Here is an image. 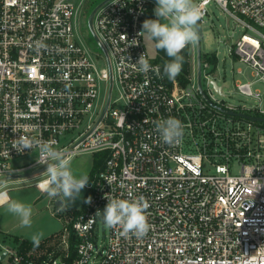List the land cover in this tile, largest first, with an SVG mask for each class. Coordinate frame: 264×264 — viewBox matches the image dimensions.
<instances>
[{
	"label": "built area",
	"instance_id": "built-area-1",
	"mask_svg": "<svg viewBox=\"0 0 264 264\" xmlns=\"http://www.w3.org/2000/svg\"><path fill=\"white\" fill-rule=\"evenodd\" d=\"M212 2L244 29L230 56L252 70L253 81L236 88L253 107H231L204 89L212 63L206 58L200 91L192 45L186 85L163 75L146 33L139 35L152 0H110L97 10L93 26L105 68L77 30L83 0H0V180L47 167L37 148L14 147L19 137L53 143L68 160L106 154L85 186L91 203L84 200L70 220L60 214L65 225L46 247H2L1 264H264V121L250 118L264 119V91L253 88L264 85V0H195L200 22ZM142 54L160 76L138 71ZM207 84L221 94L226 86ZM169 117L184 125L176 145L155 129ZM44 181L36 184L42 192ZM107 197H143L147 235L110 228L99 245L96 213Z\"/></svg>",
	"mask_w": 264,
	"mask_h": 264
},
{
	"label": "rangeland",
	"instance_id": "rangeland-1",
	"mask_svg": "<svg viewBox=\"0 0 264 264\" xmlns=\"http://www.w3.org/2000/svg\"><path fill=\"white\" fill-rule=\"evenodd\" d=\"M102 1L104 0H83V7L77 16L76 25L79 36L83 40L85 47L89 50L91 58L97 62L100 67L105 68L107 66L105 59H98L99 55L103 54V51L90 33L87 24L91 11L90 9H94ZM152 1L154 3L153 7L155 8L156 0ZM208 10L209 17L201 22L202 34L200 35V41L202 58L208 55L211 57L215 55L217 57V63L216 65L213 62L211 63V72L208 79L204 80V89L208 93H211L216 100H224L231 107H253L256 102L252 98L241 94L236 88L237 83L253 81L251 75L252 70L247 64L230 56L231 49L244 33V29L241 25H237L236 21L225 13L215 2H212L208 6ZM144 42L149 55L155 57L156 47L154 40L149 39L146 34ZM192 46H194L196 58V44ZM239 70L242 72L239 73ZM207 80H215L220 86L225 84L226 86L224 87L223 94L216 91L213 84L208 85ZM253 88H260L264 91V85H254ZM118 95L119 85L116 82L114 83L113 99L118 97ZM94 158L95 156L92 153L72 156L69 161L71 162L73 173L77 176L84 174L89 176L93 170ZM46 178L47 174L44 173L30 179H10L7 180L4 185H1L0 190L5 188L9 197L31 205L32 225L30 228L21 227L17 217L7 212L5 207H0V251L2 247H10L17 244L15 236L20 238L23 237L31 241V236L33 234L42 232V240H44L60 232L65 225L64 222L66 219L70 220L71 216H74L78 210L82 209L87 192L86 188L82 189L80 196L73 202L68 203L63 197H60L59 200L63 201V205L57 207L55 204L56 199L49 197L36 185L37 182L45 180ZM62 213L63 216H66L65 220L59 218ZM109 230L110 228L105 226L101 215L97 222L99 245H103L107 242Z\"/></svg>",
	"mask_w": 264,
	"mask_h": 264
},
{
	"label": "clouds",
	"instance_id": "clouds-1",
	"mask_svg": "<svg viewBox=\"0 0 264 264\" xmlns=\"http://www.w3.org/2000/svg\"><path fill=\"white\" fill-rule=\"evenodd\" d=\"M153 11L156 19L144 20L139 35L146 33L149 39L155 41L156 49L165 51L171 58L163 66V75L172 80L182 70L184 57L181 52L187 46L195 45L200 39L198 24L202 20L203 12L194 0H156ZM137 43L138 41L135 44ZM135 64L139 66L138 71L142 73L153 71L160 76L159 68L150 65L144 54ZM155 129L165 144L176 145L183 139L184 125L176 118L169 117L157 121ZM14 147L21 152L25 149L39 150L37 161L47 166L44 172L47 178L40 187L49 197L54 199L63 197L68 203L73 202L80 196L82 189L89 184L87 174L75 175L71 162L53 143L19 137ZM107 200L108 203L103 211L98 210L96 213V215H102L106 227L119 228L124 236L133 235L140 238L147 235L151 227L146 216L149 205L143 197L136 199L107 197ZM85 203H91V197H88ZM0 207H5L7 212L17 217L21 227H31V205L9 197ZM42 238L43 233L39 232L31 236V241L38 247Z\"/></svg>",
	"mask_w": 264,
	"mask_h": 264
},
{
	"label": "trees",
	"instance_id": "trees-1",
	"mask_svg": "<svg viewBox=\"0 0 264 264\" xmlns=\"http://www.w3.org/2000/svg\"><path fill=\"white\" fill-rule=\"evenodd\" d=\"M90 13L93 11V9H90ZM154 7L153 5H150L149 10L146 14L145 20L146 19H156L155 14H154ZM89 13V15H90ZM198 29H199V36L202 34L201 33V22H199L198 24ZM155 42V41H154ZM190 48L189 46H187L182 52L181 55L184 57V61H183V65H182V70L179 73V75L172 80H177L179 81V83H181L182 85H186L187 80H188V75L190 73V69H191V52H190ZM207 61H211L213 63H217V57L215 55L211 56H207L205 57ZM171 58H169L165 51L163 50H159L156 49V56H155V62L159 63L162 66V70H163V66L164 64L169 61ZM167 78V76H166ZM168 79V78H167ZM170 80V79H168ZM170 80V81H172ZM94 164H93V170L91 171V173L89 174V176H91L95 171L99 170L102 168L104 162H105V158H106V154L101 153V154H96L94 155ZM88 176V177H89ZM54 234L51 235L50 237L42 240L39 244V246L41 247H46L49 243H51V241L53 240ZM15 240L17 242V244L21 245V248L23 249H30L31 247H33V243L30 240L27 239H22L18 236H15ZM1 264V263H0Z\"/></svg>",
	"mask_w": 264,
	"mask_h": 264
},
{
	"label": "water",
	"instance_id": "water-1",
	"mask_svg": "<svg viewBox=\"0 0 264 264\" xmlns=\"http://www.w3.org/2000/svg\"><path fill=\"white\" fill-rule=\"evenodd\" d=\"M110 0H104L102 1L100 4H98L94 9L93 11L90 13L89 17H88V20H87V24H88V28H89V31L90 33L93 35L95 41L98 43V45L100 44L97 36H96V33L94 31V16L97 12V10L103 6L104 4H106L107 2H109ZM196 47H197V64H198V80H199V89L200 91L204 94L203 90H202V84H201V63H202V48H201V41L199 39V41L196 43ZM112 77H111V80H110V91H109V94H108V98H107V102H106V105H105V108H104V111H103V114L100 118V121L102 120V118L104 117L106 111L108 110V106L110 104V99H111V94H112ZM215 87H216V84H214ZM217 90L219 92H221V88L220 87H216ZM229 114H232V112L228 111ZM251 119L253 120H262L264 121V119H257V118H254V117H250ZM85 140V137L83 139H81L74 147H72V150H74V148L76 146H78L82 141ZM46 171V167L44 168H41V169H38V170H35V171H31V172H27V173H21V174H17V175H10V176H6L4 178H2L0 180V186L3 185L7 180H10V179H17V180H24V179H30V178H33V177H36L42 173H44ZM55 204L57 207H61L63 205L62 201H60L59 199H56L55 201ZM6 252L3 253L1 256H0V262L3 261V259L5 258L6 256Z\"/></svg>",
	"mask_w": 264,
	"mask_h": 264
},
{
	"label": "crops",
	"instance_id": "crops-1",
	"mask_svg": "<svg viewBox=\"0 0 264 264\" xmlns=\"http://www.w3.org/2000/svg\"><path fill=\"white\" fill-rule=\"evenodd\" d=\"M7 184H9V183H7ZM6 184V185H7ZM4 185V184H3ZM1 187V186H0ZM2 192H5L6 193V195H7V199L6 200H4L3 202L2 201H0V204H4V202L5 201H7L8 200V198H9V194H8V192H7V190L5 189V188H3V189H1L0 190V193H2ZM7 233V232H6ZM23 238V237H22ZM24 239V238H23Z\"/></svg>",
	"mask_w": 264,
	"mask_h": 264
},
{
	"label": "bare ground",
	"instance_id": "bare-ground-1",
	"mask_svg": "<svg viewBox=\"0 0 264 264\" xmlns=\"http://www.w3.org/2000/svg\"><path fill=\"white\" fill-rule=\"evenodd\" d=\"M7 199V195H6V193L5 192H2V193H0V201H4V200H6Z\"/></svg>",
	"mask_w": 264,
	"mask_h": 264
}]
</instances>
